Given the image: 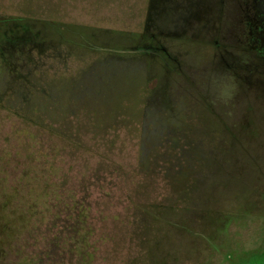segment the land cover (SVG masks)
I'll list each match as a JSON object with an SVG mask.
<instances>
[{
  "label": "rangeland",
  "instance_id": "374dc122",
  "mask_svg": "<svg viewBox=\"0 0 264 264\" xmlns=\"http://www.w3.org/2000/svg\"><path fill=\"white\" fill-rule=\"evenodd\" d=\"M253 15L247 0H0L2 18L110 39L0 19V264H264ZM144 32L168 57L134 52ZM29 42L57 47L6 83L1 54Z\"/></svg>",
  "mask_w": 264,
  "mask_h": 264
},
{
  "label": "flooded vegetation",
  "instance_id": "af4514ba",
  "mask_svg": "<svg viewBox=\"0 0 264 264\" xmlns=\"http://www.w3.org/2000/svg\"><path fill=\"white\" fill-rule=\"evenodd\" d=\"M248 2L251 5L252 15L255 14V16H257L259 18V21H257L256 23L253 22V25H255L254 26L255 30H254V32L251 30L250 35L252 36V40H253L252 42H254V45H251V47H249V48H252L253 50L255 49L258 52L260 51L261 53H263V50H264V9L262 10L263 14H261L259 12V9L256 8L257 7V5H256L257 1L256 0H247V3ZM254 12H256V13H254ZM11 18L12 19L14 18V20H16V23L18 24L17 26H19V27H21L20 24H23V21L29 20L27 18H20V17H11ZM31 20H33V19H31ZM33 21L39 22L41 20L34 19ZM38 25H40V24H34L33 26H35V27L33 29L39 30L40 27ZM62 33H64L65 35H67V34L72 35L74 38H77L80 40L83 38H85L87 40L91 39L94 42L99 43V45L98 44L95 45V46L98 45L97 47H99V46L101 47L103 44L104 45L110 44V43H108L110 39L104 40V36H105L104 34H106V32H104V31L101 32L100 30L93 29V28L76 27V28H73L71 30H66ZM57 34L58 33L54 34L55 40L58 39ZM87 40L84 41L85 44H88ZM149 40L150 41L152 40L151 41L152 43H146L147 41L149 42ZM131 45L134 47V52L145 51V52H147V54H152L153 56H156L161 51V52H166L167 53L166 57H168V52H167L166 46L157 42L156 36L154 34L153 35H151V34L146 35V33L144 32L141 35V38L139 36L137 39V42H135V44L132 43ZM109 47L111 48L112 46H109ZM121 47L122 48L125 47L127 49L126 45H121ZM262 47H263V49H262ZM135 48H136V50H135ZM173 61L176 62V60H173ZM177 64H179V63H177Z\"/></svg>",
  "mask_w": 264,
  "mask_h": 264
},
{
  "label": "trees",
  "instance_id": "16d2710c",
  "mask_svg": "<svg viewBox=\"0 0 264 264\" xmlns=\"http://www.w3.org/2000/svg\"><path fill=\"white\" fill-rule=\"evenodd\" d=\"M0 19H3L8 25H10L11 30L15 31L16 27H18L17 26L18 24L16 23V20H14V18L12 19L11 17H8V18L0 17ZM25 21L34 22L33 20H25ZM39 22L43 23L48 29H50L48 31L40 30V29L39 30L33 29L34 31L38 33L39 39L42 37V35H44V32H45L46 33L45 36L48 37L49 40L52 39L55 41V38H54V34H56L55 30H58V32H64L66 30H71L73 28H76L75 26H72V25H64V24L49 22V21L41 20ZM51 47H57V45L49 44L47 46H44L42 43L32 44V42H29L28 45H23L21 47L14 46L10 51L11 54H9V58L7 59L5 58L3 54H1L2 63H4L7 68H9L10 78L8 81H6V83H8L9 81L11 82L13 81L16 84H19V86L21 85V87L23 86V84H26L27 82L25 83L24 79L26 80L27 76L22 75L19 72V69L17 70L18 66H20L19 63L25 60L24 57L31 59V56L35 50L41 53V52L46 51L47 48H51ZM11 58L13 59V61L11 60ZM8 60H9V63L7 62Z\"/></svg>",
  "mask_w": 264,
  "mask_h": 264
}]
</instances>
